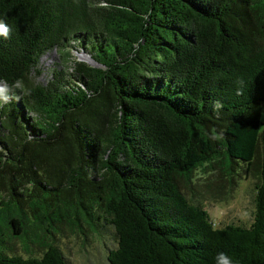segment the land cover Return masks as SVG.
<instances>
[{"label":"trees","instance_id":"1","mask_svg":"<svg viewBox=\"0 0 264 264\" xmlns=\"http://www.w3.org/2000/svg\"><path fill=\"white\" fill-rule=\"evenodd\" d=\"M0 22V264H68L13 242L65 219L111 223V264H264V0H0ZM77 42L98 63L34 79ZM200 169L254 170L250 224L189 197Z\"/></svg>","mask_w":264,"mask_h":264},{"label":"rangeland","instance_id":"2","mask_svg":"<svg viewBox=\"0 0 264 264\" xmlns=\"http://www.w3.org/2000/svg\"><path fill=\"white\" fill-rule=\"evenodd\" d=\"M71 59L65 61L61 51L54 47L42 54L32 70L36 81L47 83L54 75L56 68L71 70L72 58L85 59L91 63H98L90 50L80 43L71 45ZM260 153L264 152L260 148ZM209 173V174H207ZM254 170L242 169L239 174L230 179L218 172L203 171L200 169L197 179L190 185H185L189 197L201 202L208 208L215 221V225H225L228 222L250 224L255 213L256 181ZM28 232V242L22 237H15L13 242L16 249L26 252V244H30L33 252H42L45 242L55 241L63 249L68 264H111L108 257L110 248L118 243L115 227L111 223L94 226L83 219L81 223L73 220H63L53 227L32 224ZM41 243L42 245H40Z\"/></svg>","mask_w":264,"mask_h":264},{"label":"clouds","instance_id":"3","mask_svg":"<svg viewBox=\"0 0 264 264\" xmlns=\"http://www.w3.org/2000/svg\"><path fill=\"white\" fill-rule=\"evenodd\" d=\"M10 34V28L9 26L4 23L0 22V35L4 36L5 38H8ZM7 88L6 87H0V100H2L4 103L9 102V96L7 95ZM216 264H235L233 258L228 256L226 253H218L216 256Z\"/></svg>","mask_w":264,"mask_h":264}]
</instances>
